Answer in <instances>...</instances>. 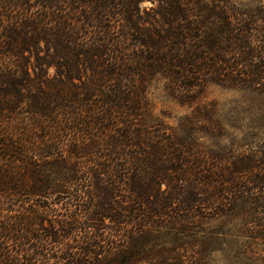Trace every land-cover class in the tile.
I'll return each mask as SVG.
<instances>
[{
  "label": "trees",
  "instance_id": "obj_1",
  "mask_svg": "<svg viewBox=\"0 0 264 264\" xmlns=\"http://www.w3.org/2000/svg\"><path fill=\"white\" fill-rule=\"evenodd\" d=\"M139 1L0 0V264H186L152 230L238 201L264 238V154H205L141 104L155 73L181 101L208 82L264 93V3L157 0L143 30Z\"/></svg>",
  "mask_w": 264,
  "mask_h": 264
},
{
  "label": "rangeland",
  "instance_id": "obj_2",
  "mask_svg": "<svg viewBox=\"0 0 264 264\" xmlns=\"http://www.w3.org/2000/svg\"><path fill=\"white\" fill-rule=\"evenodd\" d=\"M222 2L252 10L261 6L264 0ZM158 6L157 0L137 3L143 30L152 23L157 24ZM113 20L109 19V23L113 24ZM94 31L96 38L104 36ZM139 36L142 42L147 40L146 36ZM132 40L133 37L122 40L124 51L132 46H128ZM143 49L146 53L147 47ZM48 73L53 75L54 68H48ZM166 83L162 75L155 73L145 84L141 104L143 118L148 124L169 127L178 136L196 141L195 148L205 154L221 150L232 151L234 155L238 152L264 154V93L249 87L208 82L192 101H181L168 91ZM184 123L186 129L181 128ZM50 199L47 200L49 203L52 202ZM43 203L47 204L45 200ZM248 205L238 201L228 214L195 218L191 224L193 227L181 232L153 229L149 244L154 250L161 246L173 249L183 256L186 264H264V238L250 231L256 214L249 212ZM53 206L59 208L60 203ZM149 244H145V249L151 248ZM179 244L181 247H177Z\"/></svg>",
  "mask_w": 264,
  "mask_h": 264
}]
</instances>
